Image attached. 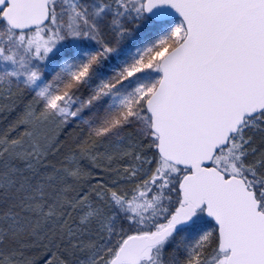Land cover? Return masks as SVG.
<instances>
[{
	"label": "snow or ice",
	"instance_id": "6c2138e0",
	"mask_svg": "<svg viewBox=\"0 0 264 264\" xmlns=\"http://www.w3.org/2000/svg\"><path fill=\"white\" fill-rule=\"evenodd\" d=\"M0 264H264V0H0Z\"/></svg>",
	"mask_w": 264,
	"mask_h": 264
},
{
	"label": "rangeland",
	"instance_id": "374dc122",
	"mask_svg": "<svg viewBox=\"0 0 264 264\" xmlns=\"http://www.w3.org/2000/svg\"><path fill=\"white\" fill-rule=\"evenodd\" d=\"M102 109H103V105H99V106H97L96 109L85 110L83 113H81L80 117H78L77 120L81 123L82 127L87 129L88 125L83 124V120L88 118L93 111H99V110H102ZM76 122H77L76 120L70 122L67 127H72L73 125H75ZM94 122L95 121H90V123H94Z\"/></svg>",
	"mask_w": 264,
	"mask_h": 264
},
{
	"label": "trees",
	"instance_id": "16d2710c",
	"mask_svg": "<svg viewBox=\"0 0 264 264\" xmlns=\"http://www.w3.org/2000/svg\"><path fill=\"white\" fill-rule=\"evenodd\" d=\"M72 127H75V125H73ZM72 127H67L66 131L67 130L71 131L72 130Z\"/></svg>",
	"mask_w": 264,
	"mask_h": 264
}]
</instances>
